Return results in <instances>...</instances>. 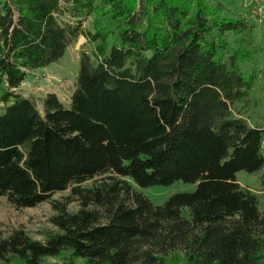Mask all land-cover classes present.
Wrapping results in <instances>:
<instances>
[{"label":"trees","instance_id":"trees-1","mask_svg":"<svg viewBox=\"0 0 264 264\" xmlns=\"http://www.w3.org/2000/svg\"><path fill=\"white\" fill-rule=\"evenodd\" d=\"M249 22L207 0H0V197L49 202L54 228L0 231V261L264 264V209L236 179L264 185V123L236 106L258 74L226 38ZM80 35L69 104L40 112L19 86ZM177 180L196 187L160 205L134 188Z\"/></svg>","mask_w":264,"mask_h":264},{"label":"rangeland","instance_id":"rangeland-1","mask_svg":"<svg viewBox=\"0 0 264 264\" xmlns=\"http://www.w3.org/2000/svg\"><path fill=\"white\" fill-rule=\"evenodd\" d=\"M210 4L220 3L223 13L230 16H241L240 0H207ZM66 21L72 19L65 17ZM93 16L84 19L82 26L85 29H92ZM101 25H115V21L110 19H100ZM251 32L226 33L229 46L232 49L239 47L242 53H248L249 57L238 61L239 66L245 73L254 71L258 74V80L250 90L244 101L236 104L242 111L243 116L249 123H264V26L257 23H250ZM91 44L83 36H78L70 43L64 55L45 67L32 70V75L27 77L19 86L18 93L34 101L36 107L41 112V99L46 93H55L60 101L67 106L70 94L74 87L75 75L78 69L79 53L82 50L90 51ZM236 179L239 184L249 192L255 194L258 199L260 209H264V185L261 184L257 172H247L239 170L236 172ZM89 182H87L88 184ZM195 183L174 181L168 185H151L148 187L134 188L145 195L152 204H162L170 195L177 192H191L195 189ZM68 191L56 192L53 199H60ZM72 203L70 208H75ZM53 211L50 203L41 202L33 207L16 208L7 199L0 197V231L7 233L11 229L21 228L34 239L42 240L46 231L54 230L49 222ZM0 264H21L15 259L9 262L0 261ZM42 264H84L81 260H68L47 258Z\"/></svg>","mask_w":264,"mask_h":264},{"label":"built area","instance_id":"built-area-1","mask_svg":"<svg viewBox=\"0 0 264 264\" xmlns=\"http://www.w3.org/2000/svg\"><path fill=\"white\" fill-rule=\"evenodd\" d=\"M241 17L264 26V0H240Z\"/></svg>","mask_w":264,"mask_h":264}]
</instances>
